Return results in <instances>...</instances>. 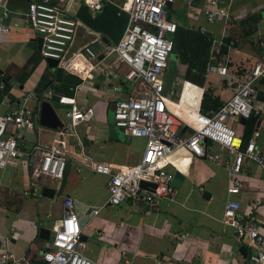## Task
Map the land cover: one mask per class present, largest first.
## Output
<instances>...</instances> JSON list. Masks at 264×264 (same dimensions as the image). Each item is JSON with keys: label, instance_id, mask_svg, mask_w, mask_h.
I'll return each instance as SVG.
<instances>
[{"label": "crops", "instance_id": "0c3cea01", "mask_svg": "<svg viewBox=\"0 0 264 264\" xmlns=\"http://www.w3.org/2000/svg\"><path fill=\"white\" fill-rule=\"evenodd\" d=\"M25 2L6 0V7L12 13L6 22L11 27L9 32L0 34V80L9 87L7 95L11 102L33 108L35 127L32 131L15 133L18 148L27 151L34 144L47 145L55 137L54 129L37 123L36 103L47 89L73 98L75 105L87 107L91 113L88 120L76 127L79 142L72 136H63L67 154L60 179H45L42 186H33L24 159L0 168V244L7 237V248L14 256L39 263L42 246L36 236L37 228L43 226L49 232L62 213L61 197L68 195L80 227L81 253L94 264H122L123 260L130 264H243L244 255L238 248L242 246L244 252L247 248L220 223L221 210L224 201L230 198L238 202L239 213L264 220V175L259 168L243 160L244 175L240 177L238 192L231 195L226 192L228 179L224 168L176 152L171 159L183 179L173 201L162 200L157 209L130 200L118 205L105 204L106 178L89 171L85 164L107 163L111 167L132 164L142 148L141 139L127 136L113 124V100L129 90L121 76L123 66H114L113 56L100 55L88 63L70 62L67 68L76 74L58 66L48 67L36 48L38 35L26 27ZM106 2L108 7L103 12L97 11L96 18L80 0L67 4L70 16L78 23L73 44L95 38L110 44L118 40L126 22L125 13H116V5L122 0ZM186 2L165 3L168 19L191 32L202 25L211 41L221 40L219 49L226 54V73L221 76L204 69V80L197 86L182 77L185 64L174 55L173 69L185 81L184 96L181 94L179 102L173 103V110L179 116L196 108L205 89L221 104L235 86L233 80L243 79L254 62H264V0H217L220 13L211 22L204 21L199 11L205 6L204 0L191 6ZM227 42L232 45L226 47ZM208 54L209 48L206 61ZM82 68L89 78L81 79ZM115 85L119 92L112 90ZM255 89L259 114L250 123L246 119L243 123L230 119L229 123L241 135L242 143L256 130L255 147L264 153V79L256 81ZM26 92L32 96L22 101ZM50 105L54 112H61L64 107ZM3 111L4 107L0 106V113ZM81 140L85 142L83 145ZM43 186L53 190L52 196L41 195ZM202 191L207 196L202 197ZM39 200L58 208L47 225L40 224L48 214L40 213ZM91 210L96 213L92 214Z\"/></svg>", "mask_w": 264, "mask_h": 264}, {"label": "built area", "instance_id": "2783aa9c", "mask_svg": "<svg viewBox=\"0 0 264 264\" xmlns=\"http://www.w3.org/2000/svg\"><path fill=\"white\" fill-rule=\"evenodd\" d=\"M70 1L73 0H26L23 17L26 27L41 38L39 56L55 59L56 66L69 73H75L67 68L70 62L88 63L100 55L113 56L114 66H123L121 76L129 90L113 100V124L127 136L141 139L142 148L137 161L132 164L116 167L107 163L85 164L89 171L105 176V204L118 205L130 200L148 209H157L160 201H173L176 188L171 185L172 171L179 170L170 156L175 152L224 168L228 179L226 192L231 195L238 192L240 177L244 175L241 168L243 160L254 163L264 175V153L254 143L257 131L242 143L241 135L229 123L230 119L236 121L239 117L246 119L259 114L255 83L264 79V62H254L243 79L239 82L233 80L235 86L229 97L215 110L201 112L199 97L193 111L178 116L169 102L176 100L184 80L173 78L169 84L164 81V70L172 48L170 35L175 30L164 5L173 0H122L116 5V13H125L126 22L118 40L110 44L95 38L79 45L72 43L78 23L67 9ZM197 1L187 0L186 3L191 6ZM204 1L205 6L199 11L204 21L211 22L220 13L216 7L217 0ZM80 3L93 15L107 2L80 0ZM11 14L6 0H0V34L9 32L11 26L6 18ZM195 29L199 33L205 31L202 25ZM221 42H210L205 70L224 76L226 54L220 52ZM230 45L232 42L225 46ZM89 67L93 68V65ZM81 72L84 74L81 79L89 78L86 70L82 68ZM3 88L4 82L0 80V91ZM112 90L120 91L116 85ZM31 96V92H26L22 101ZM42 100L64 106L61 113L66 121L62 122L57 117L60 126L54 128L55 137L49 144H34L23 151L17 146L15 133L34 129L33 108L11 102L7 93H3L0 99V106L4 107L0 113V168L24 159L33 186H42L45 179L62 177L67 154L63 136H72L79 142L76 127L79 122L88 120L91 113L89 108L75 105L73 98L50 89L38 98L36 108ZM181 127L184 129L179 132ZM139 181L148 185L140 187ZM61 204L62 213L49 228L36 264H94L81 253L80 227L71 197L62 196ZM238 209V202L227 198L221 210L220 223L236 240L245 244L243 264H264V220L244 216ZM91 213L95 214L96 210H91ZM1 241L0 264H31L23 256L12 254L7 248V237ZM122 264L130 263L123 260Z\"/></svg>", "mask_w": 264, "mask_h": 264}, {"label": "trees", "instance_id": "16d2710c", "mask_svg": "<svg viewBox=\"0 0 264 264\" xmlns=\"http://www.w3.org/2000/svg\"><path fill=\"white\" fill-rule=\"evenodd\" d=\"M107 7V5H104L100 9L101 12H103ZM96 17L97 15L95 14L93 18ZM170 39L172 42L171 53L177 57V60L180 63L185 64L183 78L190 83L201 86L204 80V69L208 61V58L206 61V56L211 39L204 33H197L196 31L191 32L182 29L178 25H175V30L170 35ZM168 64L170 65V63ZM8 89L9 87L4 83V88L0 91V99L3 93H7ZM219 105L220 103L215 98L210 96L208 89H205L200 99V111H213ZM253 119V116H249L246 118V122L250 123ZM31 264L34 263L31 262Z\"/></svg>", "mask_w": 264, "mask_h": 264}, {"label": "water", "instance_id": "95a60500", "mask_svg": "<svg viewBox=\"0 0 264 264\" xmlns=\"http://www.w3.org/2000/svg\"><path fill=\"white\" fill-rule=\"evenodd\" d=\"M35 41H36V48H37V50H39L41 38L38 36L35 38ZM105 43H107V42L105 41ZM98 57H100V56H98ZM44 61L46 62V65L50 68H54L56 66V60L55 59L44 58ZM37 112H38L37 113V123L39 126L46 127L49 129H54V128L60 126L59 119L57 118L53 107L47 101L42 100L39 102ZM244 121H245L244 118H242V117L238 118V122L243 123ZM183 129H184V127H181L179 131L181 132ZM84 143H85L84 140H81V145H83ZM182 179H183V176L179 171H177V170L172 171L171 185L173 187L177 188L179 186V184L181 183ZM138 185L140 187H145L146 185H148V183H146L145 181H139ZM150 185L152 186V184H150ZM40 193L43 196L50 197V196H52L53 190L51 188L43 186L40 189ZM201 196L202 197L207 196V192L202 191ZM36 236L38 239H41L44 241L48 237V230L43 226H39L37 228ZM238 251H240L242 255H245L244 248L242 246L238 248Z\"/></svg>", "mask_w": 264, "mask_h": 264}, {"label": "rangeland", "instance_id": "374dc122", "mask_svg": "<svg viewBox=\"0 0 264 264\" xmlns=\"http://www.w3.org/2000/svg\"><path fill=\"white\" fill-rule=\"evenodd\" d=\"M168 62L170 63V65L168 64L167 66H166V68H165V70H164V81L167 83V84H169L170 83V81L173 79V78H176V79H180V77H179V75L180 74H178V72H177V70H175L174 71V63L176 62V59H175V57H174V55L172 54V53H170L169 54V56H168ZM182 76V75H181ZM183 77V76H182ZM55 112H56V116L60 119V121H62V122H65L66 120L63 118V116H62V113L60 112V111H58V110H55ZM176 153V152H175ZM174 154V153H173ZM172 154V155H173ZM172 155H171V157H172ZM170 157V158H171ZM37 207H38V209H39V211H40V213H42L43 215H45L46 213L48 214V216H43L44 218H43V220H41V222H40V224H42V225H47V222L49 221V219L51 218V217H53L54 216V211H55V209L57 210L58 208H57V206H56V208H54V204H51V203H41V200H39V202L37 203ZM45 208V209H44ZM49 214H50V216H49ZM39 240V242H40V245L42 246L43 245V243H44V241L43 240H41V239H38ZM31 247V246H30ZM32 248V247H31Z\"/></svg>", "mask_w": 264, "mask_h": 264}, {"label": "bare ground", "instance_id": "6f19581e", "mask_svg": "<svg viewBox=\"0 0 264 264\" xmlns=\"http://www.w3.org/2000/svg\"><path fill=\"white\" fill-rule=\"evenodd\" d=\"M184 82L185 81H183V83H182V85H181V88H180V90L178 91V94H177V96H176V100H174V101H170L169 102V104L171 105V108H172V110H173V103L175 102H179V99H180V95L181 94H183V92H182V88H183V84H184ZM183 96H184V94H183ZM174 111V110H173ZM175 112V111H174ZM176 113V112H175ZM177 114V113H176ZM178 115V114H177ZM179 116V115H178ZM171 157V156H170Z\"/></svg>", "mask_w": 264, "mask_h": 264}]
</instances>
